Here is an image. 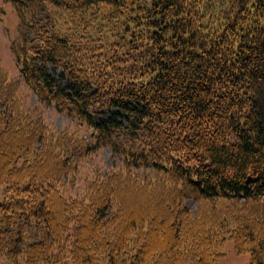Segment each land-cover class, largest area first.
I'll use <instances>...</instances> for the list:
<instances>
[{
	"label": "trees",
	"instance_id": "16d2710c",
	"mask_svg": "<svg viewBox=\"0 0 264 264\" xmlns=\"http://www.w3.org/2000/svg\"><path fill=\"white\" fill-rule=\"evenodd\" d=\"M0 2L17 12L10 51L24 83L94 141L23 118L12 108L22 106L20 92L0 71V125H8L0 128V155L15 134L25 149L34 139L45 146L32 174L30 158L7 170L19 147L0 161V177L15 178L0 212L35 223L44 235L29 264L41 256L56 264L67 255L92 264L111 243L99 232L108 215L126 231L152 227L162 213L173 217L177 240L186 232L198 264H213L227 239L250 254L248 264H264V0ZM103 146L122 167L146 175L114 173L75 199L65 198V182L34 176L51 156L57 176H68L85 153ZM189 199L198 204L194 218ZM89 221L98 234L91 227L83 242L80 223ZM138 259L136 250L132 261Z\"/></svg>",
	"mask_w": 264,
	"mask_h": 264
},
{
	"label": "rangeland",
	"instance_id": "374dc122",
	"mask_svg": "<svg viewBox=\"0 0 264 264\" xmlns=\"http://www.w3.org/2000/svg\"><path fill=\"white\" fill-rule=\"evenodd\" d=\"M1 8L3 9V13H0V71L5 72L8 81L10 80L12 84H16L15 86L18 88L22 98V106H12V108L17 112H22L21 116L25 119L31 121L37 120L40 122V126L43 124L48 131L51 130L53 133H62L65 131L67 133L77 132L84 140H87L90 144H94V141L90 138V130H88V128L79 125L77 120L56 109L54 105H48L44 101H40L36 92L24 83L22 77L19 75L18 67L10 51V43L15 40L19 26L17 12L10 3L0 2V9ZM48 70L60 80L59 82L61 84H66L65 80L60 79L58 71H54L50 67H48ZM22 107L27 111L26 115L24 111H21ZM5 119H7V117ZM8 123L14 126L17 125L10 122ZM5 126L8 128L7 124L2 123L0 128L4 130L3 128H5ZM25 135L26 133L24 136ZM19 137H21L20 134H15L14 138L4 140L10 145L3 150V155H0V161L10 156V158H12L11 148L13 146L19 147L17 152L20 150L21 152L13 156L10 164H8L7 161V170H11L10 167L14 168L16 165L21 166L25 163L27 158H30L27 168L30 167L28 168V172L32 174L33 170L31 166H33L35 162L33 159L35 156L43 153L45 146L42 144L43 141L39 142L34 139L28 142L29 148L25 149V139L22 138L23 140L21 141ZM3 138H6V136ZM17 152H15V154H17ZM48 157L49 156H45L46 159H48ZM43 163L44 165H37L35 167L37 175L34 176L43 177V175H47L50 178L55 177L56 182H65V187L67 188L65 198L67 199H75L74 197H78L85 190L88 191L91 184L90 182H102L106 177L108 178L114 175V173L133 174L136 175L139 180L146 175L144 170L140 171V169L134 170L131 168L128 170L122 167L119 157L115 156L111 149L106 146L98 147L93 152L90 151L89 153H85L83 157L77 161L76 167H78L68 176L61 174L57 176L58 169L52 156L51 159L44 160ZM23 167L24 169L26 168L25 166ZM147 174L150 175L149 179L151 180L154 178L158 179L150 170L147 171ZM14 179L15 178L9 176H5L4 178L0 177V205L5 201L4 193H7V184ZM126 182H133V180L128 179ZM184 204L189 209L188 216L194 218V215L197 214V209H199L198 204L191 199L186 200ZM113 210H111V213H114ZM127 214L128 213H125L124 217ZM166 216H169L167 217L168 220H165ZM172 218L170 214H158V216L155 217L154 226L151 227L150 224L146 223L140 228H134L133 230L126 229L125 231L123 224L120 226L119 223L115 222L111 214L108 215L107 218L103 219V223L107 225L108 228L102 231L101 227L99 228V232L101 231L103 238H105V240H110L111 243L101 246L99 252L91 257L92 264H198L196 258L191 255L189 244H187L186 241L188 238L186 232L181 231L179 240H177L174 231L176 229L171 226L173 222ZM125 220L127 219L124 218L123 221ZM93 222L94 221L80 223V228L83 227V242L85 241L84 239L92 233L91 227L93 226ZM70 225H72V223ZM115 225H119L118 228L114 227ZM35 227H37V229ZM40 228L41 227L35 226V223L21 221V219L14 216V214L11 215L1 211L0 264H29L27 258L29 255L31 258L32 253H36L38 249H40L39 244L41 245L43 240V233L41 232L42 235L41 233L40 235L38 234ZM94 228L92 227L93 234H98V231ZM73 229H75L74 224L71 226V230ZM106 232L111 233L110 236L106 235ZM125 236H127V239H125ZM125 240L127 241L123 243ZM122 243L125 249L118 251L117 249H119L120 245L123 246ZM29 248H32L33 251L30 252ZM140 249H142V251H139ZM169 249L171 252L168 251ZM136 250L139 254V259L132 261L135 257ZM215 253L217 259L213 264H248V262L251 261L250 254L248 252H237L234 243L230 239L219 244V247L215 249ZM109 257L110 261L112 260L111 263L109 262ZM41 260H45L44 256H41L38 261H34L33 264H54L50 263L51 261L41 263ZM56 264L78 263L74 260L73 256L67 255L63 257L62 261Z\"/></svg>",
	"mask_w": 264,
	"mask_h": 264
}]
</instances>
